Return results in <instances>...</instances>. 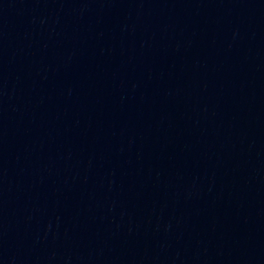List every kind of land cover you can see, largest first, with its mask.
I'll use <instances>...</instances> for the list:
<instances>
[{
  "label": "water",
  "instance_id": "water-1",
  "mask_svg": "<svg viewBox=\"0 0 264 264\" xmlns=\"http://www.w3.org/2000/svg\"><path fill=\"white\" fill-rule=\"evenodd\" d=\"M246 264H264V227Z\"/></svg>",
  "mask_w": 264,
  "mask_h": 264
}]
</instances>
